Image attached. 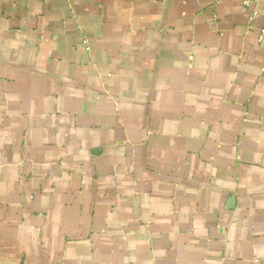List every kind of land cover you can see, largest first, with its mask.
<instances>
[{
  "label": "crops",
  "instance_id": "1",
  "mask_svg": "<svg viewBox=\"0 0 264 264\" xmlns=\"http://www.w3.org/2000/svg\"><path fill=\"white\" fill-rule=\"evenodd\" d=\"M244 1L0 0V264H264Z\"/></svg>",
  "mask_w": 264,
  "mask_h": 264
},
{
  "label": "built area",
  "instance_id": "2",
  "mask_svg": "<svg viewBox=\"0 0 264 264\" xmlns=\"http://www.w3.org/2000/svg\"><path fill=\"white\" fill-rule=\"evenodd\" d=\"M245 5H248V1H244ZM257 15V10L256 9H252L250 10V19H253L255 16ZM264 35V30H261L260 35H259V39H262Z\"/></svg>",
  "mask_w": 264,
  "mask_h": 264
}]
</instances>
